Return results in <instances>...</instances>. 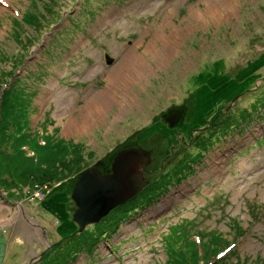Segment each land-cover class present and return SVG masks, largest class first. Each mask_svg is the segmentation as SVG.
<instances>
[{
    "label": "rangeland",
    "instance_id": "1",
    "mask_svg": "<svg viewBox=\"0 0 264 264\" xmlns=\"http://www.w3.org/2000/svg\"><path fill=\"white\" fill-rule=\"evenodd\" d=\"M0 8V70L12 77L4 89L0 81V106L6 94L25 107L30 134L51 137L59 163L51 182L19 192L11 150L0 148V264H195L184 238L218 251L197 264H264V0H0ZM156 31L174 40L159 66L143 55ZM133 50L149 74L116 87L93 115L86 102ZM181 103L183 138L155 140L165 133L156 121ZM207 125L189 145L190 130ZM141 146L153 151L142 173L149 186L76 234L70 196L80 174H106L117 153ZM170 146L184 154L168 167Z\"/></svg>",
    "mask_w": 264,
    "mask_h": 264
},
{
    "label": "water",
    "instance_id": "2",
    "mask_svg": "<svg viewBox=\"0 0 264 264\" xmlns=\"http://www.w3.org/2000/svg\"><path fill=\"white\" fill-rule=\"evenodd\" d=\"M107 65H111V60H107ZM173 123L170 121V128ZM149 160V152L141 147L130 148L117 153L108 173L101 174L97 168H91L80 174L70 196L76 207L72 215L78 228L76 234L100 223L148 186L142 170Z\"/></svg>",
    "mask_w": 264,
    "mask_h": 264
},
{
    "label": "trees",
    "instance_id": "3",
    "mask_svg": "<svg viewBox=\"0 0 264 264\" xmlns=\"http://www.w3.org/2000/svg\"><path fill=\"white\" fill-rule=\"evenodd\" d=\"M9 74L10 73H8L7 70H2V69L0 70V81L1 84L3 85L1 89L3 87L6 88L8 86L7 84L9 83V80L12 78L9 77L7 81L6 76H8ZM5 80L7 82H5ZM13 85L14 82L11 84V88L13 87ZM12 100H9L6 94L4 95V98H2V102L0 106V117L2 118V122L0 123V127H1L0 141H2V143L0 142V148L6 147L9 150H11V154H8L7 156L8 160H10V164H8L7 166V168L10 170L8 176L11 182L17 183L16 189L19 192H21V190H23V187L28 183L35 184L37 182L42 181L43 184H46L48 182H51L54 178V173L57 170V167H59L58 165L59 163H57L56 158L54 157V155H52L54 146L51 147L52 145L51 137H42V135H39L37 138H35L33 135H31L30 123L28 119L30 113H28L25 107L18 108L16 107V105H13L12 103H16V102ZM18 104L20 103L18 102ZM13 108L16 109V111H13ZM14 113H17V115H15ZM10 114H13L12 115L13 118H10L11 123L8 124L6 122L5 125H9V127L4 128L5 125L2 126L3 118ZM61 146L57 145V147L59 148L58 150L62 151L65 146L62 147ZM53 154H57V153L54 152ZM17 158L19 160V164H20L19 166L17 162L16 165L12 164L15 163ZM64 158L68 159V155L67 154L64 155ZM24 162L28 164L26 165V168L22 169ZM29 171H31L33 175H30ZM14 174H16V176ZM35 175H38V177L36 178ZM15 177H17V180ZM123 206L125 207L126 204ZM187 237H189V235ZM180 241L182 243L181 248H183L184 251H186L190 255V258L194 261L195 264L198 263V260L205 252L208 253L205 257H203V260L205 259L204 261L208 260L209 257H212L213 253H214L213 255H215L218 252L215 250L216 248L215 249L212 248L213 244H211L210 246H205V248H203L204 250L201 251L200 248H197V243L195 242L186 241L185 238L181 239ZM221 242H224V240H218L216 244L219 245ZM226 243L229 244L228 242ZM203 264H207V263L204 262ZM214 264H218V262ZM255 264H259V263H255Z\"/></svg>",
    "mask_w": 264,
    "mask_h": 264
},
{
    "label": "bare ground",
    "instance_id": "4",
    "mask_svg": "<svg viewBox=\"0 0 264 264\" xmlns=\"http://www.w3.org/2000/svg\"><path fill=\"white\" fill-rule=\"evenodd\" d=\"M1 10L3 11V9L0 8V11ZM172 40L173 38L164 36L161 32L156 31L153 34V38L147 44L143 55L150 56L158 66L165 64L170 57V53L167 50H170L172 53L171 47L168 44L171 43ZM158 43H160L161 49H157ZM150 70L148 62L142 59L141 54H138L137 51L134 50L127 52L124 55L121 64L107 75V87L104 90L99 91L86 102L87 110L93 115L99 117L105 111L104 106L107 105V102L112 101L113 96L111 92L114 91L116 87L125 91L129 85L135 84L142 78L146 77ZM96 106H99V108ZM120 111H122V109H120ZM83 124H86V121H84ZM82 129L83 125H80L78 130L81 131Z\"/></svg>",
    "mask_w": 264,
    "mask_h": 264
},
{
    "label": "flooded vegetation",
    "instance_id": "5",
    "mask_svg": "<svg viewBox=\"0 0 264 264\" xmlns=\"http://www.w3.org/2000/svg\"><path fill=\"white\" fill-rule=\"evenodd\" d=\"M171 107H172L171 108L172 110L170 111V113L167 116H162V117H160V119H158L156 121V125L160 126L162 128V130L165 131V133L159 134L156 131H154L153 135H154L155 140H159V139L164 140V138H166L164 136H170L169 137L170 140H174V141H177V140L183 138L182 137L183 134H181V132H182L181 131V128L184 126L183 123L187 120L188 114H187V116H185V115H186V113L188 111V107L185 105V103L184 104L181 103V104H178L177 106H171ZM182 116H184V117H182ZM170 121H173L174 122L172 128L169 127ZM214 124H216V122ZM150 126H152V125H150ZM214 126H217V125H214ZM153 128H155V126ZM209 130H210V126L209 125H207V127H202L200 129H197V130H193V129L190 130V132L188 133L189 145L192 144V142L194 141V138L196 139L195 134L198 135V136H200V135L204 134L207 131L209 132ZM143 133H145V132H143ZM184 134H185V132H184ZM143 137L145 138V136H143ZM141 147L143 148V150H144L145 147L148 148V149L145 148V151L147 149V152L150 153V160H151L152 159V155H153L152 148H150V146H145V147L144 146H141ZM170 148H171V146L167 150L168 153L165 155V159L166 160L165 159L162 160L166 164L167 161L170 159L169 164L166 165L168 167L171 166L175 162V160H176L177 157L180 158V155L179 154H182V155L184 154V151H180L181 150L180 148L175 147L172 150H170ZM185 148H186V146L183 147V149H185ZM176 154H178V155L174 158V156ZM148 166H149V163H147L146 166H144V168L142 170V173H143L144 178H146V174L147 173H150V171L147 168ZM109 171H110V169H109ZM160 172L161 171H159V173ZM103 173H108V170L106 168H104L103 169ZM148 186H149V183H148ZM150 197H153V196L151 195Z\"/></svg>",
    "mask_w": 264,
    "mask_h": 264
}]
</instances>
